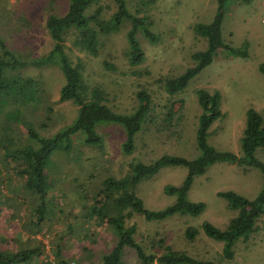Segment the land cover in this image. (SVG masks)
Listing matches in <instances>:
<instances>
[{
	"label": "rangeland",
	"instance_id": "374dc122",
	"mask_svg": "<svg viewBox=\"0 0 264 264\" xmlns=\"http://www.w3.org/2000/svg\"><path fill=\"white\" fill-rule=\"evenodd\" d=\"M65 4L66 0H0V36L9 48L24 55L44 54L52 43L43 26L44 17L47 12H63ZM96 4L101 6L105 17L114 9L111 0H97L85 7L83 13L90 12ZM125 4L130 15H146L150 21L148 28L155 36V41H151L140 27L136 28L135 37L143 52L140 61L132 63L128 59L130 45L125 33L130 24L124 19L115 32L100 35L96 55L73 47L71 34L65 36L64 51L72 62L81 59L85 82L103 87L104 102L112 110L130 112L138 102L136 91L144 89L150 96L152 116L148 115L134 134L129 152L121 149L122 126L103 120L95 125L101 136L100 144L84 142L79 133L71 136L68 150L52 153L45 167V217L35 226L31 222L36 201L23 187V177L12 174L4 148L33 140L17 119L9 118L11 106L0 107V252L29 247L38 250L20 264L53 260L55 249L69 264H98L97 255L110 247L113 234L104 220L96 222L94 217L85 216L96 190L105 178L127 173L129 164L136 161H153L163 154L195 158L198 155L195 131L200 113L197 90H217L220 94L222 115L212 121L206 136V143L216 150L242 155L239 137L248 109L256 110L264 125V74L258 68L264 63V0L224 2L222 40L235 47L245 42L244 54H230L218 48L212 61L172 95L166 93L158 80L182 73L193 64L191 53L205 48L203 38L196 36L192 27L212 19L215 0H125ZM21 74L39 83L36 100L20 115L39 136H50L73 120L76 105L57 99L63 83L57 56L41 66H25ZM47 105L49 110L45 109ZM253 156L264 163V144L255 148ZM185 174L184 167H162L142 178L134 188L135 193L146 208L161 209L174 201L173 195L164 192L165 186H178ZM262 179L259 166L251 162L217 161L204 173L193 176L187 191L189 201L204 203L201 213L194 216L176 213L162 220H147L134 212L126 223H134V240L144 251L155 255L161 249L154 242L161 238L170 249L213 264H264V211L256 219L255 229L232 243L229 258L221 253L222 243L206 237L201 227L208 222L222 230L236 215L237 211L229 208L216 192L232 191L252 198ZM98 199L97 207L102 204L103 195ZM187 227L197 230L191 240L183 234ZM124 248L121 264H138L128 247Z\"/></svg>",
	"mask_w": 264,
	"mask_h": 264
},
{
	"label": "trees",
	"instance_id": "16d2710c",
	"mask_svg": "<svg viewBox=\"0 0 264 264\" xmlns=\"http://www.w3.org/2000/svg\"><path fill=\"white\" fill-rule=\"evenodd\" d=\"M97 0H66L65 9L61 13L47 12L43 26L51 39L48 51L38 56L22 54L9 48L0 36V107L10 105L9 118L21 125L25 133L33 140L30 143L19 144L17 147H4L7 157L11 162V172L15 177H23V187L36 201L34 207L35 218L32 225H38L44 219L45 197L47 194V180L45 167L50 155L55 151L68 150L70 138L75 134H82L84 142L100 144L101 136L96 131L95 125L99 121H113L119 123L124 130V140L121 144L122 151L129 152L133 148V136L141 129L143 121L152 116L150 112V96L144 89L136 91L137 105L128 113H119L112 110L104 101L106 91L99 84L88 85L83 78V62L80 58L72 62L64 51L65 36L72 35L71 44L80 51L96 55L101 34L115 32L121 20L130 24L125 35L130 45L128 59L132 63L140 61L143 52L138 46L135 37L136 28L151 41H155L154 34L149 30L150 21L146 15H130L125 0H111L114 9L107 17L103 16L102 8L96 4L90 12L83 13L88 5ZM226 0H215V9L212 19L205 24H195L192 27L196 36L203 38L205 48L191 53L193 64L182 73L170 78H160L158 81L169 95L175 94L185 87L187 82L202 68L208 65L218 48L230 54H244L246 43L235 47L222 40L220 25L223 17V5ZM247 1V0H242ZM57 56L59 68L63 75V83L59 88L58 100H70L76 105V114L73 120L50 136H39L29 126L26 120L20 118L22 110L36 100L39 90L38 80L22 75L21 70L27 65L41 66L50 61L52 56ZM264 74V63L258 65ZM200 113L197 117L195 142L198 155L193 159L180 156L163 154L153 161H136L129 164L128 172L119 177H107L101 187L96 190L92 205L88 206L85 216L94 217L96 222L105 221L110 226L113 240L110 247L101 251L98 264H121L122 255L126 248L129 249L138 264H213L208 260H199L188 257L182 251L172 250L161 238L155 240L154 245L161 249L157 255L144 251L141 245L132 236L134 223H126L134 212L141 214L147 220H162L173 214L198 215L204 209V203L192 202L187 199V191L193 176L202 174L217 161L251 162L259 166L263 179L258 192L252 198H246L232 191H218L216 195L227 202V206L236 210V215L229 219L224 229H218L208 222L201 224L203 234L214 240L220 241L221 253L227 258L232 256V243L238 238H244L255 229L256 219L264 211V163L253 156L256 147L264 144V125L261 115L254 109H248L244 126L239 137L242 155L233 152L218 151L206 143L207 129L213 120L221 116L219 110L220 94L217 90L207 92L204 89L196 91ZM46 110L50 106L45 107ZM169 107L168 116H171ZM1 140V139H0ZM7 140L4 139V142ZM1 142V141H0ZM165 166H180L186 169V174L178 186H165L164 192L173 195L174 201L158 210H150L143 205L140 197L135 193L136 184L144 177L155 174ZM103 195L102 204L97 207L99 195ZM10 214L13 211L9 210ZM37 214V216H36ZM196 229L187 227L184 236L191 240L196 234ZM37 241V240H36ZM85 248V247H84ZM86 249V248H85ZM54 259L45 260L42 264H69L60 252L53 251ZM38 253L36 247L19 249L13 252H0V264H20L29 257Z\"/></svg>",
	"mask_w": 264,
	"mask_h": 264
}]
</instances>
